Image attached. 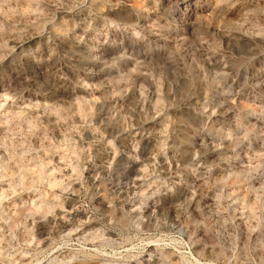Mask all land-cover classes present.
I'll return each instance as SVG.
<instances>
[{
    "label": "rangeland",
    "instance_id": "1",
    "mask_svg": "<svg viewBox=\"0 0 264 264\" xmlns=\"http://www.w3.org/2000/svg\"><path fill=\"white\" fill-rule=\"evenodd\" d=\"M0 264H264V0H0Z\"/></svg>",
    "mask_w": 264,
    "mask_h": 264
}]
</instances>
